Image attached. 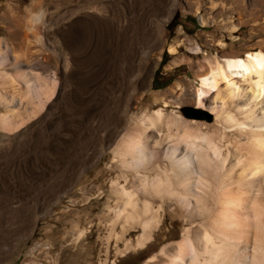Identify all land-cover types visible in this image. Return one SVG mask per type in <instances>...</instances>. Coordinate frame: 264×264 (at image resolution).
<instances>
[{"label": "bare ground", "instance_id": "1", "mask_svg": "<svg viewBox=\"0 0 264 264\" xmlns=\"http://www.w3.org/2000/svg\"><path fill=\"white\" fill-rule=\"evenodd\" d=\"M41 18L34 15L32 23ZM254 34L256 50L245 57L224 51L222 63L205 58L206 69L196 73L202 86L197 96L179 83L169 91H179L176 100L183 103L198 97V105L215 116L211 124L183 118L166 93L149 95L147 107L137 109L145 96L129 99L128 77L141 72L142 58L136 66L114 64V75L85 94L93 106H104L103 135L94 139L103 149L100 158L93 162L94 153L80 143L68 160L47 162L43 187L56 193L74 174L69 186L77 194L64 195L77 211L66 207L57 221L75 217L86 223L73 231L80 239L100 240L104 264H121L133 253H143L145 264H264V38ZM94 37L87 27L76 52L90 73L103 65V58L91 56ZM177 49L170 46L172 54ZM42 64L0 44V130L16 133L43 112H57L52 131L40 133V139L30 136L34 157L35 143L66 139L57 110L60 89L42 75ZM143 76L135 75V83L146 84ZM79 118L78 132L84 129ZM73 249V256L80 254L77 242ZM61 261L65 264L63 258L53 264Z\"/></svg>", "mask_w": 264, "mask_h": 264}, {"label": "rangeland", "instance_id": "2", "mask_svg": "<svg viewBox=\"0 0 264 264\" xmlns=\"http://www.w3.org/2000/svg\"><path fill=\"white\" fill-rule=\"evenodd\" d=\"M36 14L42 18L33 24ZM87 27L96 41L92 59L103 58V65L91 73L86 69L88 62L82 63L76 53ZM263 28L264 0H0V44H8L18 57L24 53L27 61L43 63L40 72L60 89L57 110L66 128V139L49 146L35 143V157L31 137L40 139V133L54 129L56 111L43 112L16 133L0 130V264H53L60 258L65 264H104L100 240L80 239L73 231L76 226L86 228V223L75 217L66 224L57 221L58 212L66 207L77 211L68 199V194H77V187L69 186L74 174L54 194L43 183L47 162L68 160L80 143L83 149L90 148L87 154L94 153L93 162L100 158L103 149L94 139L103 135L104 106H93L85 94L107 82L115 72L114 64L136 66L143 59L141 72L128 77L129 99L134 102L138 95L145 96L136 102L137 109L147 107L149 95L166 93L183 118L211 124L215 116L198 105V97L183 103L176 100L180 92L171 94L170 89L179 83L197 96L202 86L196 73L206 67L205 58L222 63L224 51L247 56L258 42L251 35L261 32L264 38ZM172 45L178 48L174 54ZM139 73L146 80L143 86L135 83ZM79 116L84 125L80 132ZM101 159L104 166L110 155ZM91 171L85 172L86 178ZM76 242L80 254L75 257ZM66 248H71L70 254L63 256ZM146 260L143 253H133L121 264H145Z\"/></svg>", "mask_w": 264, "mask_h": 264}]
</instances>
